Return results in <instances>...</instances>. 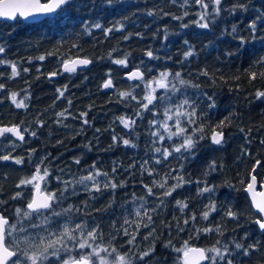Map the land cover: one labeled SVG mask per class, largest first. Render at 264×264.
I'll return each mask as SVG.
<instances>
[{"label":"trees","instance_id":"1","mask_svg":"<svg viewBox=\"0 0 264 264\" xmlns=\"http://www.w3.org/2000/svg\"><path fill=\"white\" fill-rule=\"evenodd\" d=\"M205 3H209L207 11L212 14L209 16L212 20L213 5L210 0ZM236 4H245L247 9L231 12ZM220 8V14L214 16L208 29L194 23L197 14L205 11L194 0H187V3L185 0H74L54 18L38 23L21 20L14 24L0 23V46L5 48L0 59L16 63L20 73L12 77L11 64H0V84L4 85L0 89V126H19L25 130L31 140L30 151L35 149L32 158L37 159L31 160L30 164L29 150L18 151L9 144L0 149V155L24 159L20 165L11 159L0 160V197L7 202L11 200L4 206L5 214L12 216L15 209L17 200L11 198L15 196L17 181L33 174L35 167L40 165L42 169L48 168L52 178L60 177L58 187L53 189L57 195L67 188L65 199L57 210L73 205V211L69 213L71 219L85 218L99 224L102 239L97 241L103 246L111 244L120 252L131 249L129 256L134 253L138 256L155 238L154 252L143 261L133 258V264H177L180 254L172 246L166 248L164 245L171 241V245L179 248L189 241L190 236H193L189 241L192 246H215L225 253L226 259H232L233 264H264V232L252 222L258 214L251 207L243 190L245 185L241 183V180H250L249 173L256 161H260L256 175L259 180L264 178V143H261L264 140V99L255 98L257 90L264 91V79L259 76L256 80L249 78L250 72L264 70L257 64L264 58V40L259 39L264 36V18L256 20L258 15L264 17V0H223ZM149 12L153 15H148ZM184 12L188 15L184 16ZM174 16L183 18L174 19ZM253 20L257 23L255 35L258 38L255 40L248 28ZM97 24L100 27H95ZM185 24L188 27H183ZM233 26L237 28L235 34H232ZM234 36H243L247 42L241 46ZM190 48L194 54L185 58L184 54ZM149 50L155 59L146 55ZM229 52L233 55H227ZM41 55L45 56L43 61L38 59ZM125 56L127 67L113 63V60ZM77 57L92 60L91 68L65 72L63 63ZM25 68L27 72L23 71ZM136 68L145 71L146 80L157 77L162 71H179L183 79L200 85L199 89L185 88L173 80L181 91L168 102L178 104L188 97L197 100L198 114L203 110L197 124L203 125L204 132L196 135L204 138L198 141L192 155L173 153L167 160L163 159V150L171 151L180 143V138L169 140L159 126L165 119L163 110L168 103L157 101L154 108L150 106L149 111L143 110L138 103L143 102V84L123 80L127 70ZM204 70L208 71V76L200 75ZM52 72L58 75L51 79L49 74ZM109 75L115 85L111 92L102 87ZM136 84L140 87H133ZM58 89L64 91L62 97ZM121 91H131L137 99L131 96L121 98ZM12 93H18L17 100H24L27 107L16 108L11 101ZM203 93L213 96L215 108L206 107ZM164 95L161 90L160 96ZM153 111L157 115L154 116ZM60 112L65 115L59 116ZM82 113L86 115L82 116ZM122 116L130 117L136 123L125 128L118 119ZM84 120L88 123H83ZM153 120L157 124L150 123ZM221 121L227 125L223 127L226 140L215 146L211 136L214 130H219L217 126ZM187 127L191 131L196 125ZM32 132L36 136H32ZM154 132L164 139L153 136ZM114 136L117 138L115 142ZM10 139L0 140H13ZM124 139L130 140L135 147L125 146ZM157 148L161 151L156 152ZM76 159L80 164L75 163ZM158 159L161 163H156ZM213 162L216 164L214 171L210 167ZM93 163L124 186L100 193L76 187L73 194L75 187L68 179L71 176L73 183L75 177L86 175ZM113 167L117 169L115 173ZM178 172L191 183L178 188L171 197L162 196L178 182L173 179ZM165 181L164 188L153 183ZM197 181L201 183L197 184ZM206 184L215 186L214 191L198 195V189ZM144 185L152 187L155 195L149 196ZM210 199L216 202L221 212L212 213L210 220L204 221L199 214ZM176 200L187 202L188 208L180 211ZM20 205L22 203L18 202ZM229 207L239 213L238 220L223 215ZM76 208L80 211L77 212ZM146 209L153 223L149 228L141 226L137 235L136 223L147 222ZM137 210L141 212L140 217L135 215ZM193 213L197 220L185 225L183 221ZM125 219L129 224L124 223ZM217 225L218 230L195 238L196 228L217 229ZM125 228L136 236L133 245L126 244L131 236L123 235ZM153 228V237L145 241L143 237ZM180 228L184 231H179ZM112 236L116 238L112 239ZM237 243L244 247L258 244V250L250 249V254L245 256L243 249L235 248ZM218 264L224 262L218 261Z\"/></svg>","mask_w":264,"mask_h":264},{"label":"snow or ice","instance_id":"2","mask_svg":"<svg viewBox=\"0 0 264 264\" xmlns=\"http://www.w3.org/2000/svg\"><path fill=\"white\" fill-rule=\"evenodd\" d=\"M111 2V0H109ZM194 2L200 5L201 8L205 9L204 12L198 13V19L194 21L200 28L208 29L210 24L214 22V16H218L221 11V4L223 0H210V3L213 5V19L210 20V14L207 9L209 8V3H205V0H194ZM187 3V0H185ZM73 4V0H49L48 3L41 4L39 0H0V18L7 19V20H16L18 17H23L25 20L28 17L34 15L35 13H43V14H51L56 13L57 10L64 11L66 10L67 6ZM237 9L246 10L247 6L245 4H236L233 5L230 9L231 12H235ZM148 15H153L152 12H149ZM167 15V13H165ZM188 12H184V16H187ZM174 19H182L183 17H173ZM264 17L258 15L256 20H260ZM256 20H253L249 25L248 28L253 33L252 39L255 40L258 37L255 35L257 31V23ZM95 27H100L99 24L95 25ZM183 27H188L187 24L183 25ZM107 31H112V29H108ZM237 33L236 26L232 28V34ZM127 39V37H125ZM165 38H167V33H165ZM234 39H239L240 45L243 46L247 41L243 36H234ZM259 39L264 40V36L259 37ZM188 42L185 41V44ZM5 52V48L0 46V54ZM194 54L193 50L190 48L189 51L185 52V58L190 57ZM146 55L151 58L155 59L153 52L151 50L146 52ZM227 55L231 56L233 53L229 52ZM39 60L43 61L45 56L41 55L38 57ZM11 64V75L12 77L18 76L20 73L18 71V66L16 63L8 62L5 60L0 59V64ZM92 63V60L88 58L77 59L72 61L71 63L65 61L63 63V70L65 72H75L77 70V66H87L88 64ZM113 63L117 65H121L123 67L128 66L127 56L123 59H115ZM143 63V62H142ZM257 64L264 69V58H261L257 61ZM24 72H27L28 69H23ZM147 72H151V69H146ZM58 75L57 72H52L49 74V77H54ZM200 75L208 76L209 73L207 70H204L200 73ZM264 79V70L259 72L252 71L249 73L250 80H256L257 77ZM127 79L131 81H139L144 86V95L142 97V101H138L140 107L145 110L149 111L150 106L153 108L156 106L157 101H171L172 97L165 95V96H158L156 95V90L163 89L166 93L171 92L173 94L180 92L181 88L177 87L176 83H173V80L178 81L179 85L182 87H192L195 89H199L200 85L198 83H193L190 80H185L182 78L181 72L172 73L170 71H162L159 73L157 77H152L150 79H145V71H141L139 68L136 70L131 71L127 74ZM104 89H112L115 87L113 84V80L109 75V78L104 82L102 85ZM133 87H140V84H136ZM4 85L0 84V89H3ZM66 90V89H65ZM59 95L62 97L64 95V91L57 90ZM18 93L11 94V101L16 106V108H26L27 105L25 104L24 100H17ZM119 96L121 98L127 99L131 96L132 99L136 100L137 97L133 95L131 91H121L119 92ZM203 96L207 100L206 107L208 109H212L216 107L215 100L212 95H208L207 93H203ZM255 98L257 100L264 99V91L257 90L255 93ZM71 104V101H69ZM199 105L197 100H191L188 97L183 98L178 104L177 103H168L164 105L163 116L164 121L159 124L165 132L168 133V139L171 140L173 137L180 138V143L173 146L171 151L168 149H164L162 156L164 160H167L173 153H183L187 152L190 155L193 154V149L196 148L197 143L200 139H203V135L197 136L196 133H203L204 127L202 124L198 125L197 120L199 116L203 114V110L201 109L198 114ZM152 114L155 116L157 115L156 111H153ZM59 116H64V112H60ZM82 116L86 115V113H82ZM137 115H140L137 112ZM121 123L124 125L125 128H130L132 125L136 123L134 119L130 117H119L118 118ZM174 120L175 131H172V127L169 125L168 121ZM83 123L87 124L88 121L84 120ZM150 123L157 124V121L153 120ZM182 125H196L195 128H192L191 131L189 127L182 126ZM43 126V125H41ZM227 126L225 121H221L220 124L217 126L219 130H214L211 136L212 143L215 145H222L224 143V132L223 127ZM99 131V130H97ZM11 134L15 136L18 140L24 141V133L21 131L19 126H4L0 127V137L5 136V134ZM32 136H36L35 132L31 133ZM153 136L159 135V133H152ZM116 137H113V141H116ZM159 139L163 140L164 136L159 135ZM264 143V140L261 141ZM123 144L125 146L135 147L130 140L124 139ZM35 149H33V152ZM156 152H160L159 148L155 149ZM187 157H185L186 159ZM13 160L15 164L20 165L24 163V159L22 157H12L11 155H0V160L8 161ZM46 159V157H45ZM43 160L41 161V164ZM76 164H80V160H75ZM147 161H145V164ZM156 163H161L158 159ZM260 165V161H256V164L253 166L250 175V180L245 182L241 180V183L245 185L244 191L250 194L251 197V207L256 210L257 218L252 222L258 226V229L261 232H264V190L257 191V175L256 173L257 166ZM211 169L214 171L216 169L215 162L212 163L210 166ZM180 169H183V164L180 165ZM117 169L113 167L112 172L115 173ZM172 171H177L176 169H172ZM50 173L47 167L43 169V173L41 174L40 165L36 166V173L31 176L30 179H21L17 184V187L21 186H29L31 185L35 189V195L31 198L30 202L27 204V209L29 211L24 212V218L28 219L32 215H38L43 217L41 220L42 225L48 226L45 230L48 231V237L39 236L37 235L36 238L28 239L20 238L14 236V232L20 231L25 232L26 229L20 227L17 229L16 224L10 223L9 219L0 214V264H50V258H55L59 264H133V258L143 261L145 257L151 255L155 250V238L153 237V233L155 229H151L143 239L148 241L150 237H153V242L150 243L148 249L146 251H142L139 253L138 256L134 253L133 256H129V249L125 252H120L117 247L109 246L104 247L101 245L96 244L97 240L102 239V229L99 224H95L94 227L88 229V225L86 222L81 221L75 223L74 226L71 223V217L69 213L73 211V205H69L67 208H62L60 211H56V206L62 204L63 200L65 199L64 193L67 191V188L60 191V194L57 195L56 192H49L47 190V177H49ZM149 175H152L149 172ZM170 175V173H169ZM103 177L104 179L101 180L100 178ZM58 181L60 177L56 178ZM178 182L170 186V189L163 192L161 195L164 197H171L173 192H175L178 188H182L185 184L191 183V181L185 180L184 176L178 172L177 176L173 177ZM44 183L43 189L41 188V183ZM154 183V186L164 188L165 184ZM63 183L67 184V181H63ZM75 183L77 185L83 186L85 191L88 192H96L100 193L105 190H115L118 187H123V183H117L114 180V177L110 176L108 172H102L100 169L96 168L95 163L90 166V170H87L86 175L80 176L76 179ZM200 181H197V184H200ZM147 189V193L149 196L155 195L153 192L152 187L148 185H144ZM260 187L264 189V178L260 181ZM215 189V186L207 185L198 189V195L203 196L205 193H212ZM75 194V190L73 191ZM22 193H16L13 196V199L20 197ZM159 199V197H157ZM143 200V198H141ZM87 202L85 201V204ZM161 203L163 201L161 200ZM176 205L179 207L180 211H184L188 208V203L182 200H176ZM143 203L141 204V208H143ZM77 212L80 211L79 208L75 209ZM96 211H100V209H96ZM155 211V209H152ZM48 212L50 215H45ZM221 209L218 208L217 204L213 200H209V203L204 206V210L199 214V218L204 221H209L212 213L219 214ZM16 213L19 216L21 213V209H16ZM137 217L141 216V212L137 210L135 212ZM223 215L231 220H238L239 213L234 211L232 208H228L224 211ZM144 216L147 217V222L141 224L140 222L136 223V232L139 235V229L141 226L144 228H149L150 225L153 223L152 216L149 215L148 210L146 209L144 212ZM66 217L65 222L59 226V230H49L51 225L54 223L53 218H60ZM197 220V215L193 213L188 219H185L183 223L188 225L191 222H195ZM125 224H129L127 219L124 220ZM33 228L40 227L41 225L32 224ZM115 227V224H113ZM219 229V225H217V229L212 227H204V228H196L194 230L195 238L198 239L202 234L212 233ZM119 231V229L117 230ZM179 231H184L183 228H180ZM223 234V233H221ZM124 236H131L130 239L126 241L127 245H133L136 241V236L131 235L128 229H123ZM115 236H112V239H115ZM193 239V236L189 237V241ZM189 241H185L184 244L176 248L175 246L171 245V241L165 243V247L172 246L173 250L180 255L177 257V264H218V261H223L224 264H233L232 259H226L225 253H222L221 250L215 246L211 248H202L197 246H192ZM69 242H71V247L69 246ZM25 245L26 247H21V245ZM123 247V245H121ZM236 249H243V254L248 256L251 250H258V244H251L247 247L244 245L237 243L235 244ZM79 250V255L73 256L71 253L74 250ZM85 249H90L88 252H84ZM225 252H227V246H225ZM61 253H66V258L61 256ZM212 253L213 255H209Z\"/></svg>","mask_w":264,"mask_h":264},{"label":"rangeland","instance_id":"3","mask_svg":"<svg viewBox=\"0 0 264 264\" xmlns=\"http://www.w3.org/2000/svg\"><path fill=\"white\" fill-rule=\"evenodd\" d=\"M113 84H114V79H113ZM161 90L163 91V94H166V95L171 96V97L174 96L173 93H171V92L166 93L165 90L159 89V88L156 90V95L160 96V91ZM164 102L165 103H168L169 101H164ZM168 123L172 127V131H175L176 129H175V126H174V120L173 121H168ZM23 133L26 135V137L28 136L27 135L28 133L25 132V130L23 131ZM162 134H164V136L168 137V133L165 132V130L163 128H162ZM10 138L14 140L13 137H10ZM173 138L179 139L177 137H173ZM13 140L7 141V142H4V141L0 140V143H1L0 144V149L1 148L4 149L5 146H7L9 144L10 147H12L13 149H18V151L29 150V152H30L29 153L30 155L28 157L30 159L29 160V163L32 164L31 163V160L32 161H37V159H33L32 158L34 152L33 151H30L31 150V147H30L31 146V140L30 139L28 140V138H26V141H24V142H17V141L14 142ZM33 171H34L33 174H35L36 173V167H35V169ZM42 173H43V169L41 168V174ZM33 174L27 175L23 179H30ZM78 178L79 177H75L73 179V181H74L73 183H72V177L71 176H70V179H68V181L71 183V186L72 187H75V189H74L75 192L77 191V188L80 189V190L81 189H84L83 186L77 185L75 183L76 179H78ZM46 179L48 181L47 190L49 192H55L53 189H55L56 186L58 187L59 181L56 178H52L51 174ZM18 181H20V180H18ZM18 181H17V183L15 185V189H14V193L15 194L18 193V192L19 193H22V195L20 197H18V202L22 203V205L18 206V209H21V213L18 216V229L20 227H23V228L26 229V231L25 232L16 231V232H14V236H17V237H20V238L27 237L28 239L31 240L33 238H36L37 235H39V236L48 237L50 239L51 237L48 236V231L45 230L46 228H48V226L41 224V220L43 219V217L38 216V215H32L28 219L24 218L23 213L29 211L25 207V205L30 202L31 198L33 197V193L35 192V189L31 185L26 186V187L25 186L17 187V184L19 183ZM260 181L261 180H259V178L257 177V182H258L257 183V187H258V190L257 191L258 192L263 190L260 187ZM40 183H41V188L43 189L44 183L43 182H40ZM11 199H13V198H11ZM13 200L16 201L17 198L16 199H13ZM10 201L11 200H9L7 202L5 198L0 197V205H2V207L6 206V204L9 203ZM59 208H60V205L59 206H56V211H58L57 209H59ZM14 211H15V209H13L12 213H15ZM14 215L15 214H13V216ZM45 215H50V213L46 212ZM53 220H54V223L51 225V228L49 230L58 231L59 230V226L62 225L65 222L66 217L53 218ZM81 221H84V222L87 223L88 229H91L92 227L95 226V223H93L92 221H89V220H87L85 218L84 219H77V220L71 219V223H72L73 226H74L75 223H78V222H81ZM32 224H37V225H41V226L40 227H37V228H33L31 226ZM95 243L98 244V245L103 246V244L101 242H99V241H96ZM69 246L70 247L72 246L71 245V242H69ZM21 247L23 248V247H26V246L22 244ZM88 251H90V249H85L84 250V252H88ZM71 254L73 256H77L80 253H79V250L77 249V250H74ZM61 256L64 257V258H66L67 254L66 253H61ZM50 264H59V262L56 261L55 258H50Z\"/></svg>","mask_w":264,"mask_h":264},{"label":"water","instance_id":"4","mask_svg":"<svg viewBox=\"0 0 264 264\" xmlns=\"http://www.w3.org/2000/svg\"><path fill=\"white\" fill-rule=\"evenodd\" d=\"M39 2L41 3V4H44V2H42V0H39ZM49 2V1H48ZM47 2V3H48ZM61 11L60 10H57V12L56 13H51V14H43V13H35L34 15H32V16H30V17H28V19H24L23 17H18L16 20H7V19H2V18H0V23H11V24H14L17 20H21V21H23V22H26V23H31V24H33V23H38V22H40V21H43V20H45V19H47V18H54L57 14H59ZM77 59H83V57H78V58H75V59H73V60H71V61H69V63H71L72 61H74V60H77ZM91 64L92 63H90V64H88L87 66H77V70H87V69H89L90 67H91ZM136 70V69H135ZM134 71V70H133ZM131 72V71H130ZM129 73V72H128ZM127 73V74H128ZM127 74L125 75V79L127 80V81H129V82H139V81H131V80H128L127 79ZM113 89V88H112ZM112 89H105L106 91H111ZM0 127H4V126H0ZM8 127H12V126H8ZM21 129V131L23 132V130H22V128H20ZM6 136H11V137H13L17 142H24L25 140H26V135L24 134V137H25V139H24V141H20V140H18L15 136H12L10 133L9 134H5V136H3V137H6ZM0 138H2V137H0ZM224 139H225V135H224ZM256 190H257V188H256ZM264 190V189H263ZM245 194H246V196L248 197V199H249V201H250V203H251V197H250V194L249 193H247V192H245ZM35 195V192L33 193V196ZM253 210L256 212V210L253 208Z\"/></svg>","mask_w":264,"mask_h":264},{"label":"flooded vegetation","instance_id":"5","mask_svg":"<svg viewBox=\"0 0 264 264\" xmlns=\"http://www.w3.org/2000/svg\"><path fill=\"white\" fill-rule=\"evenodd\" d=\"M27 204L25 205L26 208H27ZM16 209H18V198H17V203H16V206H15V211H14L15 213H13V214H15L14 216H13V214H12V216L6 215L5 212H4V207H2V205H0V214H3L4 216H6L9 219L10 223L16 224L17 225V229H18V215L16 213Z\"/></svg>","mask_w":264,"mask_h":264},{"label":"bare ground","instance_id":"6","mask_svg":"<svg viewBox=\"0 0 264 264\" xmlns=\"http://www.w3.org/2000/svg\"><path fill=\"white\" fill-rule=\"evenodd\" d=\"M74 1V0H73ZM68 7V6H67ZM91 66H92V64H91ZM91 68V67H90ZM133 70H135V69H133ZM133 70H127L126 72H125V74H124V76H123V80L125 81V82H127V83H138V82H129V81H127L126 79H125V75L128 73V72H130V71H133ZM142 71V70H141ZM112 80H113V78H112ZM115 88V87H114ZM103 90L104 91H106L104 88H103ZM111 91H114V89L113 90H111ZM111 91H107V92H111ZM225 135V134H224ZM225 140H226V135H225V139H224V142H225ZM213 145H215V144H213ZM215 146H219V145H215ZM256 172H257V170H256ZM255 174V173H254Z\"/></svg>","mask_w":264,"mask_h":264}]
</instances>
